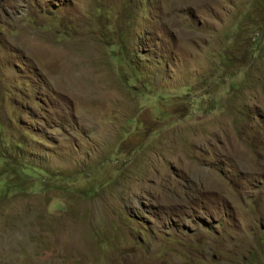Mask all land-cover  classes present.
<instances>
[{
  "label": "rangeland",
  "instance_id": "374dc122",
  "mask_svg": "<svg viewBox=\"0 0 264 264\" xmlns=\"http://www.w3.org/2000/svg\"><path fill=\"white\" fill-rule=\"evenodd\" d=\"M0 264H264V0H0Z\"/></svg>",
  "mask_w": 264,
  "mask_h": 264
}]
</instances>
